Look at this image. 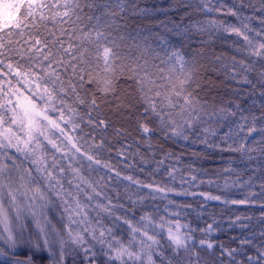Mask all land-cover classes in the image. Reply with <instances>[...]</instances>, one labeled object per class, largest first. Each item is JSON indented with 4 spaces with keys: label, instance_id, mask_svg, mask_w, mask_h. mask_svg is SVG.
<instances>
[{
    "label": "snow or ice",
    "instance_id": "snow-or-ice-1",
    "mask_svg": "<svg viewBox=\"0 0 264 264\" xmlns=\"http://www.w3.org/2000/svg\"><path fill=\"white\" fill-rule=\"evenodd\" d=\"M159 11L163 19L139 0H0V264H264V229L234 237L239 247L217 244L210 237L222 225L212 217L193 226L192 205L173 198H202L197 220L209 201L264 212V103L256 115L255 102L242 109V88L229 107L203 85L205 72H222L264 97V0H173ZM133 119L149 149L140 163L150 154L155 167L124 163L129 174L119 161L131 144L113 141L130 138ZM154 137L203 145L197 159L238 153L249 175L233 161L211 175L187 164L185 177L182 154L156 160ZM257 170L260 191L243 199L191 190L252 188Z\"/></svg>",
    "mask_w": 264,
    "mask_h": 264
},
{
    "label": "trees",
    "instance_id": "trees-1",
    "mask_svg": "<svg viewBox=\"0 0 264 264\" xmlns=\"http://www.w3.org/2000/svg\"><path fill=\"white\" fill-rule=\"evenodd\" d=\"M223 3L227 5H231L234 0H222ZM253 5H258V0H251ZM140 6L142 8L146 7L150 10H153L154 15L160 16L161 19L164 18V13L160 12L159 9H167L170 4L173 3V0H139ZM193 3H195V0H193ZM245 14L252 15L251 9H245ZM200 15V14H196ZM255 15L259 16L260 13L257 12ZM231 22L235 23V19L232 17H227ZM254 27H259L258 21H254L253 24ZM226 39L228 41L236 40L237 38L235 36H227ZM242 43V42H241ZM198 46V44H194V47ZM217 51H224L229 56L231 55H237V58H240L239 54L234 53L233 49L228 47L224 44H218L217 45ZM204 76L206 79L203 82L204 85V92L205 95L210 96L216 100H223L225 105H228V101L232 99V90L234 88H242L243 90V98L239 101L242 105V109H248L253 106V102H255V108H254V114L259 115L260 114V108L259 105L261 103H264V97L260 96L261 89L259 87L256 88L254 95H248V93L251 92V86L250 85H237L234 81L228 80L222 72H213L211 70L204 73ZM231 107V105H228ZM244 115H248V112L245 111ZM233 119H238V117H235ZM125 126L130 130L131 136L127 141L121 140L119 143L117 141H113L114 144L117 145V148L120 147L121 143H127L131 144L130 149H126V154L128 155L127 160H120L119 166L123 169V164L128 163L135 166V169H138L140 167H144L146 170L153 169L155 167V160H152L151 155H146L145 158L148 159L150 162L147 165H142L140 163V156L145 155L149 153V149L147 146L143 143V141L140 140L139 134L134 130L135 128V120L127 121ZM226 129H221V133L225 131ZM254 137L259 139L258 133L252 134ZM251 139V137L249 138ZM134 141H140L139 145V152L137 153V145L134 143ZM154 148L152 151H155L156 153V160L163 159V152L171 151L178 155H181V163L177 164V167H181L183 174L185 177L188 175V170L184 168V165L187 164H193L197 169H204L208 171V174L211 175L213 170L220 169L223 166H226L229 163H232V166L237 168L238 170L243 172V169L245 168V165L240 162L239 154L238 153H220L219 151H214L212 149H208V158H194L191 156V152L197 151V152H204V146L203 145H189L187 148H185L184 142H180L178 144H173L171 142H163L160 141L158 137H154L152 141ZM163 150V151H161ZM116 149H113L112 152V158L113 162L117 163V158L115 156ZM107 155V154H106ZM252 155L254 157H258L259 153L253 152ZM135 157V159H133ZM174 159L166 160L164 165H162V169L167 167L168 165L175 164ZM250 168L256 167L255 162L250 163ZM124 171L128 172L129 174H132L134 169L128 168L123 169ZM135 175L138 176L141 179L149 180L152 178L159 179L160 176L157 175L156 177H149L146 176L144 173L135 170ZM179 176V173L177 174ZM249 173L243 172V178L247 179ZM260 176L261 173L257 170L254 173V186L252 188L247 187H241L239 185L229 187L225 191H218L215 187H212L209 189L207 185H201L198 189H191L194 191H208L211 190L214 194H220V195H226L230 199H243L249 191H255L259 192V182H260ZM207 178V177H205ZM234 178V177H233ZM223 183V180H221V184ZM177 188L179 189L180 182L177 180L176 182ZM185 188L188 187L187 184L184 185ZM174 199L182 202H187L192 205L191 209H188V215L186 216V219L188 221L192 222L193 226H196L198 223L200 227L205 226V221L211 222V218L214 217L221 225V229L217 232H214L210 239H212L215 243H224L228 244L231 247H239V241L238 239L234 240L233 238H239L242 234L252 236L253 232H255L258 236L259 231L264 229V223H262V215H264V212H262L259 203L256 204H249V205H227L226 207L221 204L218 201H209L206 202L208 204V207L206 210H204L203 216L197 220L195 218L196 212L195 210L199 208V201L202 199L200 197H173ZM254 199V197H253ZM150 203H157L163 205L164 202L162 201H155ZM236 215L240 216H247L250 217V219H244L242 221L236 222L235 225L230 226L229 225V217H231L233 220H235ZM241 224H246L248 227H241ZM197 235H200L198 232ZM82 255V254H81ZM70 259V258H69Z\"/></svg>",
    "mask_w": 264,
    "mask_h": 264
}]
</instances>
